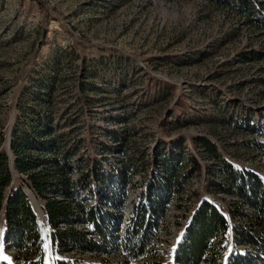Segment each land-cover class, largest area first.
Segmentation results:
<instances>
[{
    "label": "rangeland",
    "instance_id": "rangeland-1",
    "mask_svg": "<svg viewBox=\"0 0 264 264\" xmlns=\"http://www.w3.org/2000/svg\"><path fill=\"white\" fill-rule=\"evenodd\" d=\"M248 1L0 0V153L12 173L6 195L21 189L28 196L44 232L46 264L61 256L45 202L18 172L11 149L44 99L56 134L79 147L72 181H87L111 200L117 190L121 199L113 206L83 190L80 202L116 214L119 230L167 168L184 186L168 205L153 255L140 261L121 253L70 255L80 264L170 261L204 199L228 216L235 205L253 214L225 175L231 168L251 171L264 184V0ZM94 159L103 180L97 184L86 167ZM122 164L129 166L127 184L111 190L101 175L113 178ZM4 231L0 210V264H23Z\"/></svg>",
    "mask_w": 264,
    "mask_h": 264
},
{
    "label": "trees",
    "instance_id": "trees-1",
    "mask_svg": "<svg viewBox=\"0 0 264 264\" xmlns=\"http://www.w3.org/2000/svg\"><path fill=\"white\" fill-rule=\"evenodd\" d=\"M237 1L242 5L249 2ZM39 102L41 110H32L37 116L28 124V133L16 135L11 149L18 172L26 177L33 194L45 202L50 239L61 256L56 264H80L76 255L109 256L121 253L131 261L153 255L154 249L161 244L158 229L167 215L168 205L173 198H180L184 193L179 176L167 168V173L157 177L159 181H151L144 202L140 200L141 204L134 210L129 224L124 230H119L116 214L105 211L101 204L89 205V199L81 203L80 196L83 190H87L99 196L100 200L102 198L118 206L120 193L116 190L111 200L101 189L94 193V188L88 186L87 181H72L76 162H71L75 160L79 147L69 145L65 135L56 134L50 101L44 99ZM204 144L214 156L213 147L206 141ZM99 164L94 159L92 164L86 165L95 175L96 184L103 182L96 178L98 174L100 176L96 171ZM128 167L122 164L113 178L101 175L109 178L104 179L106 186L111 190L117 187L121 191L120 188L127 184ZM225 175L230 181L229 187H232L230 191L250 206L253 214H244L235 205L236 208L232 207L228 216L221 207L204 199L187 219L182 235L172 248L171 260L153 264H264L262 178L251 171L234 168L227 170ZM11 182L9 159L0 153V210L5 215L4 241L20 253L23 264H46L44 232L38 215L23 190L6 195ZM72 254L75 256H70Z\"/></svg>",
    "mask_w": 264,
    "mask_h": 264
}]
</instances>
